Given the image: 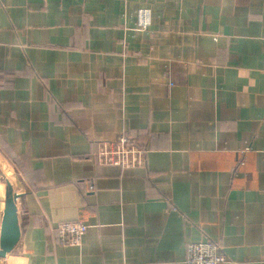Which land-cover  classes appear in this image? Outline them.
Returning <instances> with one entry per match:
<instances>
[{"label": "crops", "instance_id": "obj_1", "mask_svg": "<svg viewBox=\"0 0 264 264\" xmlns=\"http://www.w3.org/2000/svg\"><path fill=\"white\" fill-rule=\"evenodd\" d=\"M120 135L142 166L96 163ZM0 158L20 230L0 261L185 264L211 241L264 264V0H0Z\"/></svg>", "mask_w": 264, "mask_h": 264}, {"label": "built area", "instance_id": "obj_2", "mask_svg": "<svg viewBox=\"0 0 264 264\" xmlns=\"http://www.w3.org/2000/svg\"><path fill=\"white\" fill-rule=\"evenodd\" d=\"M151 23L150 11L140 9L136 13V25L146 30ZM96 163L102 166H115L124 169L143 165L144 151L128 137L120 135L113 141L100 142L95 153ZM87 224L81 221L64 222L56 226L58 244L66 247H80ZM226 258L219 244L211 241L186 245L185 264H226Z\"/></svg>", "mask_w": 264, "mask_h": 264}, {"label": "water", "instance_id": "obj_3", "mask_svg": "<svg viewBox=\"0 0 264 264\" xmlns=\"http://www.w3.org/2000/svg\"><path fill=\"white\" fill-rule=\"evenodd\" d=\"M15 199L16 195L8 190L0 224V260L6 258L7 254L15 248L20 239Z\"/></svg>", "mask_w": 264, "mask_h": 264}, {"label": "rangeland", "instance_id": "obj_4", "mask_svg": "<svg viewBox=\"0 0 264 264\" xmlns=\"http://www.w3.org/2000/svg\"><path fill=\"white\" fill-rule=\"evenodd\" d=\"M1 158H0V216H2V212L4 209L5 199H6V192L9 190L13 193L15 191V188L18 183V179L12 170V175L7 177L2 173L1 169H6V164H1ZM7 263V262H6ZM5 261H0V264H6ZM8 264V263H7Z\"/></svg>", "mask_w": 264, "mask_h": 264}]
</instances>
